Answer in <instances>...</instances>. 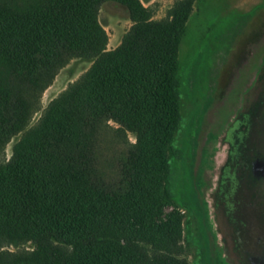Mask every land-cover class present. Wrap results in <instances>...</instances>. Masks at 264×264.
Instances as JSON below:
<instances>
[{"label": "trees", "instance_id": "16d2710c", "mask_svg": "<svg viewBox=\"0 0 264 264\" xmlns=\"http://www.w3.org/2000/svg\"><path fill=\"white\" fill-rule=\"evenodd\" d=\"M104 1L6 0L0 16V149L22 126L23 103L35 105L71 60L91 62L44 110L28 147L0 166V234L29 238L46 264H130L102 234L145 192L150 152L165 169L162 146L178 121L176 28L194 0L160 20L136 0H114L132 25L111 51L96 20ZM126 246L140 250L130 237ZM15 257L0 251V264Z\"/></svg>", "mask_w": 264, "mask_h": 264}, {"label": "rangeland", "instance_id": "374dc122", "mask_svg": "<svg viewBox=\"0 0 264 264\" xmlns=\"http://www.w3.org/2000/svg\"><path fill=\"white\" fill-rule=\"evenodd\" d=\"M136 1L160 20L178 0ZM96 20L107 51L132 25L114 0L100 5ZM176 31L178 121L172 141L162 146L167 165L154 168L156 155L149 153L145 192L123 202L120 221L101 240L123 263L264 264V0H194ZM90 66L71 60L35 105L23 103L22 126L0 149V166L28 147L45 127L44 110ZM126 135L135 143L134 134ZM127 237L139 251L129 250ZM0 251L15 253L18 264L47 263L27 237L1 233Z\"/></svg>", "mask_w": 264, "mask_h": 264}]
</instances>
